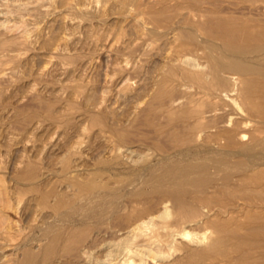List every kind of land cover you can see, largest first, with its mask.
<instances>
[{
    "label": "rangeland",
    "instance_id": "rangeland-1",
    "mask_svg": "<svg viewBox=\"0 0 264 264\" xmlns=\"http://www.w3.org/2000/svg\"><path fill=\"white\" fill-rule=\"evenodd\" d=\"M263 36L264 0H0V264H264Z\"/></svg>",
    "mask_w": 264,
    "mask_h": 264
},
{
    "label": "bare ground",
    "instance_id": "bare-ground-1",
    "mask_svg": "<svg viewBox=\"0 0 264 264\" xmlns=\"http://www.w3.org/2000/svg\"><path fill=\"white\" fill-rule=\"evenodd\" d=\"M214 18H215V17H214ZM226 23H227V22H226ZM239 25H240V24H239ZM206 32H207V31H206ZM227 36H228V35H227ZM227 36H226V37H227ZM226 37H225V38H226ZM263 37H264V36H263ZM214 38H215V37H214ZM230 38H231V37H230ZM228 39H229V38H228ZM212 40H214V39H212ZM233 40H234V39H233ZM230 41H231V40H230ZM230 41H229V42H230ZM261 41H264V40H261ZM209 42H210V41H209ZM221 42H222V41H221ZM221 42H220V43H221ZM229 42H227V43H229ZM232 42H233V41H231V43H232ZM217 43H218V41H217ZM235 43H236V41H235ZM213 44H214V43H213ZM223 44H224V42H223ZM263 44H264V43H263ZM218 45H219V44H218ZM231 45H233V44H230V46L227 45L228 49H226V50H228V52H229V49L231 48ZM209 46L211 47V45H209ZM222 46H223V45H222ZM235 46H236V45H235ZM235 46L233 45V47H235ZM212 47H213V46H212ZM217 47H218V46H217ZM229 47H230V48H229ZM233 47H232V48H233ZM258 47H259V46H258ZM218 48H219V47H218ZM225 48H226V47H225ZM232 48H231V49H232ZM236 48H239V46H236ZM240 48H241V47H240ZM240 48H239V49H240ZM245 48H246V47H245ZM260 48H261V46H260ZM221 49H222V48H221ZM221 49H220V50H221ZM247 49H249V47H247ZM252 49H256V47H255V48H252V47H251L250 50H252ZM257 49H259V48H257ZM211 50H214V49H211ZM240 50H241V49H240ZM222 51H223V50H222ZM247 51H248V50H247ZM260 51L263 52V50H260ZM260 51H259V52H260ZM217 52H218V51H217ZM228 52H227V53H228ZM230 52H231V54H233V53H236L237 51L235 52V50H234L233 53H232V51H230ZM230 52H229V53H230ZM242 52H243V51H242ZM242 52H241V53H242ZM218 53H219V52H218ZM225 53H226V52H225ZM225 53H224V54H225ZM227 53H226V54H227ZM241 53H240V54H241ZM243 53H244V52H243ZM245 53H246V49H245ZM249 53H250V51H248V54H249ZM252 53H253V52H252ZM252 53H251V54H252ZM220 54H221V53H220ZM222 54H223V53H222ZM222 54H221V55H222ZM237 54H239V53H237ZM240 54H239L238 56H236V57L233 59V61L230 60V62H226V60H225V58H224L225 55H224V57H222V58H224L223 60H225V63H224V64L222 63V64H223L226 68L234 69L235 71H239V72H242V73H248V72H250V71L252 70V68L243 62V58L241 59L242 56H241ZM248 54L245 55V57L248 56ZM254 54H256V52H255ZM215 55H217V54H215ZM227 55H228V54H227ZM258 55H260V54H258ZM263 55H264V52H263ZM228 56H229V55H228ZM230 56H231V55H230ZM249 56H250V55H249ZM249 56H248V57H249ZM251 56H252V55H251ZM251 56H250V58H251ZM216 57H218V56H216ZM245 57H244V58H245ZM248 57H246V58H248ZM226 58H227V57H226ZM230 58H231V57H228V59H230ZM215 59H217V58H215ZM220 60H221V59H220ZM247 60L250 61V59H247ZM247 60L245 59L244 61L249 62V61H247ZM263 60H264V59H263ZM218 61H219V58H218ZM256 61H257V60H256ZM256 61H255V62H256ZM219 62H221V61H219ZM250 62H251V61H250ZM251 63H252V62H251ZM249 64H250V63H249ZM254 64H255V63H254ZM254 64H253V66H255L257 63H256L255 65H254ZM216 65H217V63H216ZM216 65H215V66H216ZM263 65H264V64H263ZM218 66H219V65H218ZM259 66H260V65H259ZM216 67H217V66H216ZM219 67H221V65H220ZM219 67H218V68H219ZM222 67H223V66H222ZM218 68H217V75H218V71H219ZM223 68H224V67H223ZM254 68H255V67H254ZM260 68H261V67H260ZM262 68H263V67H262ZM257 69H258V68H257ZM222 70H223V69H222ZM224 70H225V69H224ZM224 70H223V71H224ZM261 70H262V69H261ZM228 71H229V70H228ZM254 71H255V70H254ZM254 71H253V73H254ZM220 72H222V71L220 70ZM255 72H258V70H256ZM262 72H264V71H262ZM262 72H261V74H262ZM232 73H233V72H232ZM235 73H236V72H235ZM250 73H251V72H250ZM240 74H241V73H240ZM240 74H239V75H240ZM248 74H249V73H248ZM248 74H247V75H248ZM255 74H256V75H257V74L259 75V73H255ZM261 74H260V75H261ZM219 75H220V74H219ZM252 75H253V74H252ZM252 75H251V76H252ZM260 75H259V76H260ZM212 76H213V75H212ZM221 76H222V74H221ZM242 76H243V75H242ZM242 76H241V77H242ZM197 77H198V75H196V77L194 76L195 80H197V81L200 80V77H199V79H198ZM244 77H245V75H244ZM217 78H218V77H217ZM219 78L221 79V77H219ZM257 78H258V77H257ZM222 79H223L222 81L225 82V83H226L227 81L230 80V79H228L227 77H226V78L223 77ZM262 79H263V80H262ZM218 80H219V79H218ZM218 80H217V81H218ZM261 80L264 81V78H261ZM222 81H221V82H222ZM214 83H215V82H214ZM211 85H212V84H211ZM217 85H219V84H217ZM214 86H215V85H214ZM248 88H249V87H248ZM249 90H250V89H249ZM217 93H218V92H217ZM162 95H163V94H162ZM206 105H207V104H206ZM205 108H206V107H205ZM219 109H220V108H219ZM208 112H209V111H208ZM221 112H222V111H221ZM206 113H207V112H206ZM204 114H205V113H204ZM230 119H231V118H230ZM247 123H248V122H247ZM244 124H245V123H244ZM246 125H247V124H246ZM236 127H237V126H236ZM222 130H223V129H222ZM257 131H258V130H257ZM258 133H259V132H258ZM212 134H213V133H212ZM256 134H257V133H256ZM242 135H243V134H242ZM258 135H259V134H258ZM220 136H221V134H220ZM245 136H246V135H245ZM255 136H256V135H255ZM242 137H244V136H242ZM259 138H260V137H259ZM243 139H244V138H243ZM245 139H246V138H245ZM248 140H249V139H248ZM187 141H188V140H187ZM251 141H252V140H251ZM263 141H264V140H263ZM252 142H253V141H252ZM258 142H259V141H258ZM218 143H219V142H218ZM259 143H260V145H261V140H260ZM249 144H251V143L249 142ZM257 144H258V143H257ZM224 146H225V145H224ZM245 146H246V145H245ZM248 146H249V145H247V147H248ZM255 146H256V147H259V148L261 147V146H258V145H256V144H255ZM255 146H252V148L255 147ZM247 147H246V148H247ZM249 147H250V146H249ZM224 148H225V147H224ZM243 148H244V147H243ZM228 149L230 150V148H228ZM224 150H225V149H224ZM239 150H240V149H239ZM245 150H246V149H245ZM250 150H251V149H250ZM250 150L248 149V151H250ZM226 151H227V150H226ZM233 151H234V150H233ZM253 151H254V148H253ZM253 151H252V152H253ZM260 151H261V150H260ZM246 152H247V151H246ZM254 152H255V151H254ZM261 152H262V151H261ZM219 153H220V152H219ZM234 153H235V152H234ZM249 153H250V152H249ZM240 154H241V153H240ZM253 154H254V153H253ZM232 155H233V154H232ZM236 155H238V153H237ZM250 155H252V153H251ZM257 155H258V154H257ZM257 155H256V156H257ZM230 156H231V155H230ZM216 157H217V156H216ZM228 157H229V156H228ZM236 157H237V156H236ZM241 157H242V156H241ZM263 157H264V156H263ZM263 157H262V158H263ZM249 158H250V157H249ZM253 158H255V157H253ZM257 158H258V157H257ZM260 158H261V157H260ZM246 159H247V158H246ZM210 160H211V159H210ZM210 160H209V161H210ZM232 160H233V159H232ZM216 161H217V160H216ZM229 161H230V160H229ZM237 161H238V160H237ZM221 162H222V160H221ZM234 162H235V161H234ZM243 162H244V161H243ZM243 162H242V163H243ZM207 163H208V162H207ZM207 163H206V164H207ZM212 163H213V162H212ZM236 163H237V162H236ZM222 164H223V163H222ZM243 164H244V163H243ZM196 165H197V167L199 166L198 164H195V166H196ZM201 165H202V164H201ZM209 165H210V164H209ZM245 165H246V164H245ZM252 165H253V164H252ZM203 166H204V165H202V167H203ZM205 166H207V165H205ZM233 166H234V165H233ZM190 167H191V166H190ZM193 167H194V166H193ZM210 167H211V166H210ZM215 167H216V166H215ZM215 167H213V168L215 169ZM218 167H219V166H218ZM231 167H232V166H231ZM235 167H236V166H235ZM199 168H200V167H199ZM204 168H205V167H204ZM211 168H212V167H211ZM181 169H182V170H185V169H183V168H180V170H181ZM207 169H208V167H207ZM207 169H204V170H207ZM219 169H220V168H219ZM219 169H217V171H218ZM225 169H226V168H225ZM228 169H229V168H228ZM241 169H242V168H241ZM190 170H191V169L189 168V171H190ZM220 170H221V169H220ZM173 171H174V170H173ZM173 171H172V172H173ZM177 171H178V170H177ZM185 171H186V170H185ZM185 171H182L183 174H184ZM193 171H194V170L192 169V172H193ZM201 171H202V170H201ZM170 172H171V170H170ZM170 172H167V174L169 173V175L171 174L172 176L176 173L175 171H174V172H175L174 174H172V172H171V173H170ZM179 172H180V171H179ZM182 172H181V173H182ZM190 172H191V171H190ZM196 172H197V171H196V169H195V173H196ZM199 172H200V169H199ZM203 172H204V171H203ZM215 172H216V171H215ZM185 173H188V171L185 172ZM206 173H208V172H206ZM211 173H212V172H211ZM164 174H166V173H164ZM183 174H181L183 177H185V176L188 177V176H187L188 174H186V175L184 174L185 176H184ZM197 174L200 175L201 173L199 174V173L197 172ZM204 174H205V173H204ZM177 175L179 176V174H177ZM181 175H180V176H181ZM191 175H192V174H191ZM198 175H197V178H198ZM202 175H203V173H202ZM205 175H206V174H205ZM208 175H210V174H208ZM175 176H176V175H175ZM182 176H181V177H182ZM163 177H164V176H163ZM173 177H174V176H173ZM199 177H200V176H199ZM206 177H207V176H206ZM164 178H165V177H164ZM189 178H190V177H189ZM161 179H162V178H161ZM168 179H171V177L168 178ZM179 179H180V178H179ZM183 179H184V178H183ZM187 179H188V178H187ZM224 179H225V178H224ZM172 180H173V179H172ZM180 180H181V179H180ZM192 180H193V179H192ZM199 180H201V178H200ZM166 181H167V180H166ZM184 181H185V179H184ZM189 181H190V183L193 182V181H191V179H190ZM202 181H203V178H202ZM202 181H201V182H202ZM220 181H221V180H220ZM185 182H186V181H185ZM197 182H199V181H197ZM201 182H200V183H201ZM203 182H204V181H203ZM203 182H202V183H203ZM176 183H177V182H175V184H176ZM183 183H184V182H183ZM190 183H189V184H190ZM194 183H196V181H194ZM96 184H97V183H96ZM178 184H179V183H178ZM205 184H206V183H205ZM179 185H180V184H179ZM192 185H193V183H192ZM192 185H191V186H192ZM196 185H197V183H196ZM196 185H195V186H196ZM198 185H199V187H200L201 184H198ZM96 186H98V184H97V185H95V184L91 185V189H92V187L95 188ZM182 186H183V185H182ZM201 186H204V185L202 184ZM205 186H206V185H205ZM84 187H85V186H84ZM177 187H178V186H177ZM183 187H184V186H183ZM196 187H197V186H196ZM199 187H197V188L199 189ZM99 188H100V187H99ZM184 188H186V187H184ZM203 188H204V187H203ZM86 189H89V186H88V188H86ZM86 189H84V190H86ZM91 189H90V190H91ZM95 189H96V188H95ZM174 189L177 191V193H174V197H175V199H176V201H177L176 203H177V207H178V209H177L178 212H177V213H178L179 218H182V216L185 215V214H184L185 210L188 209V208L186 207V204L184 203V201H183L182 198H181V193H180V191H178L179 189H178V190H177L176 188H174ZM174 189H172V192H173ZM96 190H97V189H96ZM175 190H174V191H175ZM87 191H89V190H87ZM172 192H171V193H172ZM189 192H190V191H189ZM197 193H198V192H197ZM184 195H185V193L183 194V196H184ZM177 207H176V208H177ZM187 211H188V210H187ZM165 213H167V211H166ZM196 213H197V212H196ZM136 228H137V227H136ZM184 236H187V237H188V236H190V235L188 234V232H185ZM220 236H221V235H220ZM221 237H222V236H221ZM221 237H216V238L213 240V242H212V248H211L212 251H214L215 249H218V248L221 246V244L223 243ZM55 238H56V237H55ZM53 240H54V238L52 239V242H51V243H54V242H55V241L53 242ZM56 240H57V238H56ZM58 240H59V238H58ZM58 240H57V241H58ZM223 241H224V239H223ZM53 245H54V244H53ZM55 245H56V244H55ZM133 246H134V245H133ZM47 249H48V248H47ZM52 249H53V248H52ZM129 249H130V248H129ZM132 249H133V248H132ZM50 250H51V248H50ZM50 250H49V251H50ZM136 250H138V249H136ZM30 251H31V250H30ZM30 251H27V254H24V255H26V256H25V259L23 258V259H22L23 261L19 262L18 264H36V263H37V261H38V256H35V255H34L35 253L33 252V253H34V254H33V253H31L32 251H31V252H30ZM45 251H46V250H45ZM45 251H44V252H45ZM49 251H48V252H49ZM122 251H124V250H122ZM129 251H130V250H129ZM129 251L126 250V252H121V253H124V254L126 253V254H127V252H128V253L131 252V251H130V252H129ZM215 251H217V250H215ZM48 252H47V253H48ZM50 252L52 253V251H50ZM50 252H49V253H50ZM45 253H46V252H45ZM45 253L43 254V256L45 255ZM121 253H119V254L121 255ZM46 255H48V254H46ZM46 255H45V256H46ZM127 255H128V254H127ZM119 257H120V256H119ZM46 258H47V257H46ZM124 258H125V255H124V257H122V259H124ZM126 258H127V259H124V261L122 260V262L120 261L121 259L119 260V261L121 262V264H129V263H131V261H129L128 257H126ZM120 262H118V263H120Z\"/></svg>",
    "mask_w": 264,
    "mask_h": 264
}]
</instances>
